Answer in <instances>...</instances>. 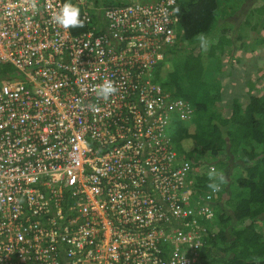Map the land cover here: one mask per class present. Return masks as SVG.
<instances>
[{
    "label": "built area",
    "instance_id": "1",
    "mask_svg": "<svg viewBox=\"0 0 264 264\" xmlns=\"http://www.w3.org/2000/svg\"><path fill=\"white\" fill-rule=\"evenodd\" d=\"M64 2L0 0V264H197L220 186L194 192L192 107L155 80L178 0H70L77 33Z\"/></svg>",
    "mask_w": 264,
    "mask_h": 264
},
{
    "label": "trees",
    "instance_id": "2",
    "mask_svg": "<svg viewBox=\"0 0 264 264\" xmlns=\"http://www.w3.org/2000/svg\"><path fill=\"white\" fill-rule=\"evenodd\" d=\"M241 2H247L244 24H233L229 20ZM177 15L176 40L166 54L173 68L155 73L170 96L193 110L188 122L175 119L170 127L173 147L191 164L188 180L198 196L220 179L212 163L228 170L235 165L226 185L220 182L225 197L217 203L216 230L205 237L197 264H264V69L253 80L248 73L237 76L232 65L233 54L249 46L239 29L264 28V0H178ZM86 29L84 22L70 28ZM255 43L264 44V37ZM9 70L0 67V74Z\"/></svg>",
    "mask_w": 264,
    "mask_h": 264
},
{
    "label": "rangeland",
    "instance_id": "3",
    "mask_svg": "<svg viewBox=\"0 0 264 264\" xmlns=\"http://www.w3.org/2000/svg\"><path fill=\"white\" fill-rule=\"evenodd\" d=\"M95 1L96 0H89V5L90 6L95 5ZM131 1H135V0H102V2L105 3L106 5L131 2ZM137 1L145 2V0H137ZM238 6H242V7L238 8V9H236V11H234V13L231 16L229 21L233 24H238V23L244 24V22H243L244 7L243 6H247V2H243V3L241 2L238 4ZM252 20H254V19H252ZM230 30H231L232 34H235L236 33V25H233V28H231ZM239 32L246 36V42H247V45H249V46L247 47V50L245 49V52L242 51L243 50L242 49V50L236 51L233 54V56H232L233 69H234L235 74H237V76H239L240 78H242L244 75H246L248 73V74H250V76H252V79L254 80L261 74V71L264 69V44L263 43H255V41L258 40V38L261 39L262 37H264V28L261 29L260 32H256V31L251 30L250 26H242L239 29ZM254 44H255V49L253 50V52H250V49L254 47ZM172 66H173L172 61L168 60V55H167L165 57V59L160 63L159 72H160L161 67L164 68V69H161V71L164 70L163 72H165V68L171 70L173 68ZM250 70L252 71V73L250 72ZM158 76H159V78H161V75H158ZM233 79H235V78H233ZM261 80H262L261 86L264 87V77ZM227 81H229V78H225L223 82H227ZM236 85L240 86V84L238 82L237 83L235 82L233 84V86H236ZM180 122L183 123V121H180ZM212 166H213L212 167L213 174L218 175L220 178L218 180V183L221 184L220 182H223L222 185L225 186L227 181L229 180V177H231L230 174L232 172V168L235 165L230 164L228 167L229 170L225 167H221L220 165L218 166L214 163H212Z\"/></svg>",
    "mask_w": 264,
    "mask_h": 264
},
{
    "label": "clouds",
    "instance_id": "4",
    "mask_svg": "<svg viewBox=\"0 0 264 264\" xmlns=\"http://www.w3.org/2000/svg\"><path fill=\"white\" fill-rule=\"evenodd\" d=\"M53 19L56 21V23H58L59 25H61L62 27L66 28V29L67 28L83 27V21H82V19H80V9H79V7L76 4L70 2V0H65V2L59 7L58 11L54 14ZM158 69H159V67H158ZM115 91H116V89L114 88L112 82L106 80L100 86V88L98 90V95H101L103 98L106 99L109 94H111V93H113ZM182 160H184V159H182ZM212 167L213 166L210 165L209 168L213 172ZM191 169H192V167H191ZM216 184H218L220 186V184L218 182ZM211 188H206L203 191V193H201V195L205 194L207 190H211ZM223 197H225L224 192L219 188V190L217 191V196L215 197L217 199V201L215 203L214 210H213L214 219H213V222L210 225L209 234H211L212 232H214L216 230V227H215V212L217 211V205H218L217 203ZM204 242H205V240H204ZM199 256H200V251H199Z\"/></svg>",
    "mask_w": 264,
    "mask_h": 264
}]
</instances>
